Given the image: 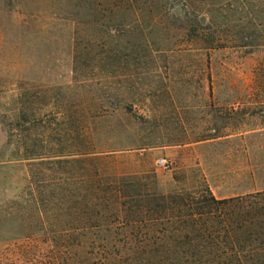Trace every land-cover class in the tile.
Masks as SVG:
<instances>
[{"label":"rangeland","instance_id":"1","mask_svg":"<svg viewBox=\"0 0 264 264\" xmlns=\"http://www.w3.org/2000/svg\"><path fill=\"white\" fill-rule=\"evenodd\" d=\"M195 1L212 17L196 30L182 20H137L128 10L112 18L90 5L78 20L70 15L75 0H0V154L3 115L23 107L37 120L39 153L114 154L110 172H153L162 191L199 181L223 198L264 190L261 4ZM168 6L183 14V0ZM18 91L31 103L19 105ZM8 156L0 204L28 177V161ZM160 158L172 169L159 167Z\"/></svg>","mask_w":264,"mask_h":264},{"label":"trees","instance_id":"2","mask_svg":"<svg viewBox=\"0 0 264 264\" xmlns=\"http://www.w3.org/2000/svg\"><path fill=\"white\" fill-rule=\"evenodd\" d=\"M75 1L70 15L78 20L88 5L112 18L128 10L137 20H182L192 30L212 18L195 0H183V14L170 12L174 0ZM199 34L205 48L214 47ZM24 97L18 91L21 106L31 103ZM3 118L0 162L9 152L27 160L28 177L0 204V264H264V190L223 198L199 181L162 191L153 172H110L114 154L39 153L31 134L37 120L23 107Z\"/></svg>","mask_w":264,"mask_h":264},{"label":"built area","instance_id":"3","mask_svg":"<svg viewBox=\"0 0 264 264\" xmlns=\"http://www.w3.org/2000/svg\"><path fill=\"white\" fill-rule=\"evenodd\" d=\"M157 165L165 170H171L173 167L172 161L167 158H160L157 161Z\"/></svg>","mask_w":264,"mask_h":264}]
</instances>
